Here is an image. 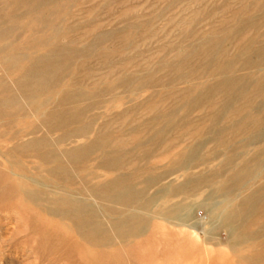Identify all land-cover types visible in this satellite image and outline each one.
<instances>
[{
    "label": "rangeland",
    "instance_id": "rangeland-1",
    "mask_svg": "<svg viewBox=\"0 0 264 264\" xmlns=\"http://www.w3.org/2000/svg\"><path fill=\"white\" fill-rule=\"evenodd\" d=\"M263 44L264 0H0V264H264L263 195L241 222V242L229 228L242 224L224 221L233 199L237 204L264 184V109L247 105L249 95L264 103L253 86L264 79ZM54 48L76 53L64 76H33L35 56ZM256 51L257 61L248 64ZM223 75L248 84L245 97L230 99L229 113L210 119L225 99L217 92L204 108H177L171 126L157 134L164 122L151 119L171 112L177 92ZM125 77L142 86L118 87ZM17 80H27V89ZM64 93L82 94L83 121L70 127L87 124L86 137L44 125L42 111ZM30 99L42 109L33 110ZM128 109L130 121L111 122L114 136L139 128L116 139L130 155L119 169L99 166L98 151L82 165L71 162L67 151L91 142L103 123ZM246 113L261 119L258 129H234ZM237 173L244 176L239 183ZM116 176L143 203L142 234L94 246L79 238L71 220L49 211L50 196L72 193L97 209L109 229L126 214L112 215L108 208L118 205L90 190ZM173 209L182 211L179 221L155 214Z\"/></svg>",
    "mask_w": 264,
    "mask_h": 264
},
{
    "label": "bare ground",
    "instance_id": "bare-ground-1",
    "mask_svg": "<svg viewBox=\"0 0 264 264\" xmlns=\"http://www.w3.org/2000/svg\"><path fill=\"white\" fill-rule=\"evenodd\" d=\"M261 48L262 50H264V44ZM75 55L76 53L71 50L64 51L63 49L60 48H54L44 54L38 56L36 55L32 66L29 68V72L33 74V76L35 77L47 78L48 73L52 71L53 78L57 80L60 77L64 76L71 59H74ZM246 59H248L247 60L248 64H254L258 59V52L256 51L254 53H250V56L247 57ZM226 68H228V66L225 67V69ZM246 80H247L246 77L239 78L234 75H223L222 77L217 79L213 84L201 85L200 86L201 88L199 90H198L199 85L197 84L194 85L191 84L186 89L183 88V90L177 92V94H179L180 96L175 101L176 104L175 107L172 106L173 109L171 110V112L169 113L159 112L155 117H153V119H151L152 121L161 119L160 121L164 122L163 126L159 129L157 134L161 136L163 133L166 132V129L171 126L174 117L176 116V112L178 111L177 108H184L186 112H189L192 109L204 108L205 106H207V103L210 102V100L217 92L224 94L225 99L220 105V108L211 114L210 119L216 120L221 116V114H225L226 112L229 113V111L232 110L231 103L229 102L230 99L232 97H245L248 94V90H247L248 84L246 83ZM26 81L27 80H17V85L20 87L22 91L27 89L25 85ZM73 81H76V79L71 78L70 82ZM254 83H255L253 85L254 91L256 92L257 96L260 98L261 97L264 98V79H257ZM119 86H124L126 87V89H137L140 88L142 84L139 83L134 84V79L129 80L128 78L125 77L120 79V83L118 84V87ZM114 89L115 88H109L107 91H112ZM82 99H83L82 94L64 93L58 100L52 102L53 104L49 110L44 112L42 111V121L46 126L47 130L50 131L53 129H59L62 131V136L68 134L74 136H81L82 133L88 132V125L85 123H82L81 126L77 125L78 127H70L71 125H76V123L80 124L83 121V116L87 107L79 106V101ZM84 99H85V95H84ZM69 102L73 104L66 105ZM247 102H248L247 104L248 107H252V110L255 112L257 111L259 112L264 109V103L261 105L258 104L256 105L255 103H257V101L254 100L252 95H249ZM30 103H31L30 107L33 108V110L40 111L42 109V105L39 104L38 102L32 101L30 99ZM129 111L130 109L125 110L120 114L115 115L111 121L103 123L99 129V133H97L96 137H94L93 140L88 144H85L84 146H80V147H75L67 151L66 155L71 159V162L75 165H82L84 161L88 160L92 154L98 151V153L100 152L101 154L98 161L99 166L106 169H119L121 167V163H123L122 162L123 158L130 155H128L129 153L128 150L125 151L123 149L124 144L116 142V139L117 137H122L125 134L137 133L139 131V128L136 126L129 125L128 129L124 131L121 135L114 136L111 134L112 132L111 127L113 126V125L111 126V122L112 121L118 122V120H123L125 122L129 120L128 119ZM148 111L150 110L148 109ZM141 113H145V112H141ZM248 114L249 113L243 114L240 121L237 124L234 123L235 125L233 124L235 127L234 129L242 128L243 130L248 125L252 126L255 129H258V127H260L261 119L258 118L256 114L250 115V118L248 117L249 119H247L246 117L248 116ZM137 117H139V114ZM243 118H246L248 121L246 119L243 120ZM84 136L81 137L83 138ZM125 138H129V137H125ZM36 141H38V143L43 144L45 139L44 137H41ZM195 151L196 150H191L188 154L183 156L182 163L187 165L188 159L193 158ZM53 157L55 156L53 155ZM51 172L54 174H59L57 168L52 169ZM244 175L247 176L248 174L245 173ZM243 177H244L243 174L241 175L237 173L235 176H233L234 181L233 180L231 181L235 183H239ZM124 181L125 180L123 177L116 176L107 183L98 187H94L93 189L90 190L91 194L99 201H104V202L107 201V203L111 202L118 205V207L108 208V210L112 215H117L119 213L126 214L123 217L114 218L110 222L109 229L103 226V223L100 221L98 217L97 209H95L92 205L75 198L74 197L75 195L73 196L72 193L66 192L61 196H55V197L50 196L49 200L52 202L53 208L52 209L50 208L49 211L71 220L79 238L94 246L109 244L113 236L116 237L137 236L143 233V223H144L143 203L138 204L139 202L137 200V195L134 187L132 185L129 186L124 184L125 183ZM261 186L262 187L259 188L257 192L251 193L252 192L251 191L250 195L239 200V203L237 204L235 202H237L238 199H233L234 204L233 205L230 204L229 205L230 209L226 211L227 216L224 219L226 225H229V222L231 220H235L238 222V224H242L241 222H244L249 218V214L253 210V206H252L253 203L259 201L262 195L264 197V184ZM173 189L176 190L181 188L180 186L178 187L176 186V188ZM28 194L31 198H37L35 192L30 189L28 190ZM106 207L108 206L106 205ZM181 212L180 209L179 210L173 209L168 211L167 213H162L161 211H159L156 212L155 214L160 215L162 219L166 218L167 215H170L171 219L178 220L180 218ZM240 226L242 228L244 227L242 224L234 227L232 226L231 228H229L231 233L230 237L236 243L241 242L244 239V235H246L245 232H244L245 234L240 232V228H241Z\"/></svg>",
    "mask_w": 264,
    "mask_h": 264
}]
</instances>
